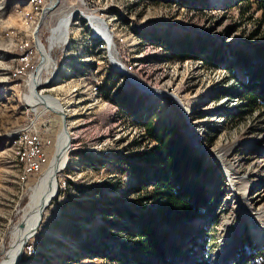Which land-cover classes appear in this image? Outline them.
Segmentation results:
<instances>
[{"label": "rangeland", "instance_id": "374dc122", "mask_svg": "<svg viewBox=\"0 0 264 264\" xmlns=\"http://www.w3.org/2000/svg\"><path fill=\"white\" fill-rule=\"evenodd\" d=\"M158 1L0 0V264L9 258L37 184L66 135L57 194L25 243L28 258L23 246L17 264L130 259L134 224L125 211L139 216L157 201L132 195L133 176L113 158L144 148L142 125L149 117L174 123L209 168L200 179L209 200L201 218L166 230L179 249L178 262L264 264V248L252 233L253 220L264 228V109L250 111L240 97L248 81L243 61L264 65L257 54L264 47L261 15L254 0ZM85 14L103 22L112 53ZM179 36L196 47L194 55L203 46L202 58L177 57L169 42ZM111 54L123 70L114 68ZM30 86L42 103L26 99ZM44 99L54 108L47 110ZM28 126L51 143L42 171L30 181L15 144ZM157 173L150 168L145 176L151 181ZM229 176L245 179L242 192ZM113 206L121 215H113Z\"/></svg>", "mask_w": 264, "mask_h": 264}, {"label": "trees", "instance_id": "16d2710c", "mask_svg": "<svg viewBox=\"0 0 264 264\" xmlns=\"http://www.w3.org/2000/svg\"><path fill=\"white\" fill-rule=\"evenodd\" d=\"M151 1L160 3L158 0ZM180 1L183 3L184 0ZM192 2L193 0H190V4ZM254 4L256 12L261 15L260 23H264V0H254ZM183 6L187 7V5ZM184 38L179 36L173 42H169V49L176 51L175 54L181 59L202 58L205 51L203 46L200 47L199 53L194 55L196 47L193 48L192 44L183 41ZM163 39L165 37L161 41ZM257 54L264 57L263 46L257 49ZM239 63L240 61L237 60L236 64ZM243 64L245 67L248 66V81L241 86L240 97L243 98L246 108L258 112L264 109V65H250L246 60ZM234 65L231 63L229 67L232 68ZM142 126L144 134L141 137L144 148L134 156H117L113 161L116 162L119 170L133 176L134 183L130 185L131 194L140 202L155 199L157 207L145 210L142 215L135 217L125 211L128 220L133 221L134 224L129 232L133 240V254L130 259L112 257L110 261L112 264H182L183 262H178L179 249L168 239L169 233L166 230H172L185 221L201 218L203 211L209 205V200L200 179H205L209 168L204 167L202 156L191 153L174 123L161 124L153 122L149 117ZM91 161L93 164L99 163L96 159ZM150 168L158 172L151 181L145 176ZM36 176L37 174L28 177L27 181L35 179ZM151 187L153 191L147 192ZM112 210L113 215H121L118 207L113 206ZM99 228L103 229V227ZM23 249L25 260L28 258L27 245ZM80 249L86 250L85 244L82 243Z\"/></svg>", "mask_w": 264, "mask_h": 264}, {"label": "bare ground", "instance_id": "6f19581e", "mask_svg": "<svg viewBox=\"0 0 264 264\" xmlns=\"http://www.w3.org/2000/svg\"><path fill=\"white\" fill-rule=\"evenodd\" d=\"M74 13L72 14V16L74 15ZM85 16H86L85 17L86 20L90 22L92 27L97 29L95 30L96 32H98L97 36L101 40H104L105 42H107V44H109L108 47H109L110 53H112L111 48H110L111 39H110V36L107 34V31L105 29V26L103 25V22L100 19L92 16V14H85ZM70 18L71 16L66 19L67 24L63 31L64 35L67 33L66 30H68V25H70V21H71ZM110 58H111V62L114 68H117L119 71L123 70L122 68H120L119 64L115 60V57L112 56V54ZM32 80H33V76H30L28 80L29 85H32ZM31 89L32 90L28 93V95H26V99H29L32 103L34 102L37 104L42 103L40 102L41 99H39L37 95L33 93L34 86H32ZM170 96L174 97L173 94H170ZM44 100H45L44 102H47L45 104L48 105L46 108L47 110H50V108H54L52 105H49L48 103L51 101V99L47 101L46 99ZM24 131L25 130L18 131L16 135V142H15L16 152H17V157H19L18 159H20L19 161H21L23 164L24 173L26 175H30V172H31L30 165L32 164V152H30L31 151V137H26ZM190 131H192L191 128H190ZM65 133L66 132H64V134ZM68 139L69 137L66 135L64 138H62L57 143L56 154L54 155V158L49 166V169L45 172L39 184H37L38 187H36V190L31 197L32 202H31L30 208L23 215V218H24L23 223L21 225L19 232L17 233V238L14 244L12 245L13 247L9 250L10 251L9 258L6 260V262H3L1 264H17L22 255L23 246L34 235L36 229L38 228V225L41 221L40 216L42 215L44 208L51 202L50 201L51 198L57 191L56 177L58 173L61 172L63 167L66 165L65 161L67 160V149L69 146ZM50 144L51 143L49 140L46 141V148H48ZM229 179H230V182L232 183L233 189L238 190V192H242L243 187L245 185V179L243 177L238 178L236 176H234L233 178L232 176H229ZM30 191H32V189H30ZM238 212H240V214L247 213L249 214L251 218H253V216L255 215H258L257 213L252 214V212L248 210L246 212H243L242 210L239 209ZM253 221H254V224H253L254 230L252 233L254 234L256 244H258V246H260V248L263 249L264 248V228L261 227L259 221L257 222L255 220ZM238 233H240V231Z\"/></svg>", "mask_w": 264, "mask_h": 264}, {"label": "built area", "instance_id": "2783aa9c", "mask_svg": "<svg viewBox=\"0 0 264 264\" xmlns=\"http://www.w3.org/2000/svg\"><path fill=\"white\" fill-rule=\"evenodd\" d=\"M47 3L50 0H44ZM21 129V128H20ZM26 137H31V151L32 152V164L30 165L31 172L30 176L39 174L42 171V166L46 162V140L47 138H42L37 131H33L32 126H28V131H24Z\"/></svg>", "mask_w": 264, "mask_h": 264}, {"label": "water", "instance_id": "95a60500", "mask_svg": "<svg viewBox=\"0 0 264 264\" xmlns=\"http://www.w3.org/2000/svg\"><path fill=\"white\" fill-rule=\"evenodd\" d=\"M39 25L40 24H38L37 26H36V28H35V32L38 30V28H39ZM59 116H60V119H62V124H63V129L62 130H66V128H67V118H65L66 116H65V114L64 113H62V111H60L59 113ZM30 189L31 188H29V191H30ZM56 194H57V191L55 192V194L53 195V197L51 198V202H52V200H53V198L56 196ZM25 246V245H24Z\"/></svg>", "mask_w": 264, "mask_h": 264}]
</instances>
